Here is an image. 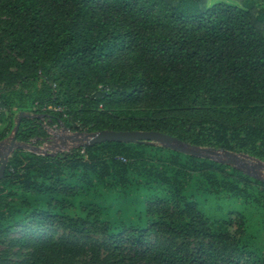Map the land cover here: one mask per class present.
<instances>
[{
    "label": "trees",
    "instance_id": "trees-1",
    "mask_svg": "<svg viewBox=\"0 0 264 264\" xmlns=\"http://www.w3.org/2000/svg\"><path fill=\"white\" fill-rule=\"evenodd\" d=\"M0 12L21 58L0 46V120L8 121L0 140L24 112L15 133L23 142L46 139L45 125L58 123L80 132L157 130L264 158V3L0 0ZM131 58L139 69L126 72ZM208 195L264 209V181L159 144L18 148L0 179V243L28 251L0 264H264L245 213L205 212ZM15 228L26 236L9 238ZM43 228L100 235L107 256L35 232ZM151 233L176 242L152 249Z\"/></svg>",
    "mask_w": 264,
    "mask_h": 264
},
{
    "label": "rangeland",
    "instance_id": "rangeland-1",
    "mask_svg": "<svg viewBox=\"0 0 264 264\" xmlns=\"http://www.w3.org/2000/svg\"><path fill=\"white\" fill-rule=\"evenodd\" d=\"M250 4H258L262 5L264 0H247ZM6 20V16L0 12V46L5 47L3 56L8 57V59H17L21 61V58L10 50L9 44L10 40L5 36V31L2 28L4 22ZM1 47V48H3ZM123 62V60H122ZM125 63V71L126 72H135L139 69V65L135 62L134 59H130V61H126ZM12 70H16L14 66L11 67ZM7 86L4 80L0 79V92ZM18 119V118H17ZM15 118V122H17ZM8 124L7 120H0V131L3 130ZM47 128V138L37 140L33 138L30 142H23L16 140L14 149L10 152L9 146L12 141V137L14 135V131L9 135H6L4 139L0 140V163L1 157L4 155L5 157H10L12 152L18 148H23L29 151L37 152V153H47V152H62L66 150H70L74 147H79L85 145L89 139L85 137L87 134L86 131H72L65 127L63 124H53V125H45ZM239 152V151H237ZM241 153L248 154L252 157L258 158L264 162V158L251 155L249 152L241 151ZM222 158H226V156L222 155ZM264 175V168L262 169ZM194 184H197V180L194 181ZM201 209L205 212H209L211 214L223 215L227 212L228 209H239L245 213L244 215L248 219L249 231L252 233L247 234L248 239L255 246L257 251H262L264 255V209L260 212L258 210V206L246 205L240 198H233V200H217V197L214 195H208L201 201L200 205ZM172 207H170L171 209ZM27 229L25 228H15L9 233V238L11 237H21L26 236ZM34 231V229H31ZM40 235L48 234L52 236L54 239H59L60 237H65L74 241L79 242L81 246L86 248H90L91 246L98 247L103 256L106 258L107 252L105 247L103 246V238L100 235H92L88 237L75 238L74 236L69 235V232L62 230L60 228H43L42 230L35 231ZM207 242V239L205 240ZM175 240L171 239L166 234L162 233H151L149 234L148 245L154 248L160 247H173L175 244ZM179 242V241H178ZM27 249H20V246L11 247L8 243H0V256L1 257H9L12 260L23 259L22 257H27Z\"/></svg>",
    "mask_w": 264,
    "mask_h": 264
},
{
    "label": "water",
    "instance_id": "water-1",
    "mask_svg": "<svg viewBox=\"0 0 264 264\" xmlns=\"http://www.w3.org/2000/svg\"><path fill=\"white\" fill-rule=\"evenodd\" d=\"M25 115L24 112H20L17 124L15 126V132L12 137L11 144L9 146V151L11 152L16 143V132L19 129L22 117ZM89 141L85 145H95L97 143L115 141V142H125V143H137V142H148L159 144L167 148L197 156L202 158L215 159L221 162L238 167L239 169L246 172L255 178L264 181V175L262 169L264 168V162L258 158L252 157L245 153H239L230 151L227 149H219L215 147H204L191 144L189 142L183 141L175 136H171L167 133L157 131V130H112L103 129L95 132H87L85 135ZM224 155L226 158H222ZM8 157L4 155L1 157L0 163V179L4 176L5 170L8 163Z\"/></svg>",
    "mask_w": 264,
    "mask_h": 264
}]
</instances>
